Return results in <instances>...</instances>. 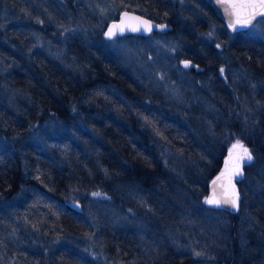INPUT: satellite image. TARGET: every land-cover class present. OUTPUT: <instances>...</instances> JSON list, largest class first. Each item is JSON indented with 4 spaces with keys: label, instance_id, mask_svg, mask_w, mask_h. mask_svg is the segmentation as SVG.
<instances>
[{
    "label": "trees",
    "instance_id": "trees-1",
    "mask_svg": "<svg viewBox=\"0 0 264 264\" xmlns=\"http://www.w3.org/2000/svg\"><path fill=\"white\" fill-rule=\"evenodd\" d=\"M73 1L81 5L80 0H60L59 3L65 9H73ZM137 1L145 9L136 5L134 0H128L121 6L124 9L116 12L115 18L123 10H132L172 26L156 33L173 32L187 24L182 23L178 10L168 12V6L178 5V0ZM201 1L209 11V21L216 23L212 41L198 39L201 42L196 43L193 50L183 49L187 51L177 62L184 75L195 82L197 76H203L205 84L202 87L196 84L202 91L196 96L207 98L223 115L215 114L221 126L214 140L203 131L201 119H205V110L196 101L186 100L178 104L167 101L163 92L155 87L146 86L149 90L140 87L115 59L106 54L95 55L97 59L93 62L91 57L85 56L76 68L63 67L58 59L47 56L46 52L61 47L56 42L64 39L62 34L75 38L80 34L85 41L92 38L104 43L127 37L113 40L104 37L106 25L112 19L106 20L101 31L93 34L82 26L84 32L80 30L74 21L54 26L47 21L44 23L41 15L36 19L11 12L4 14L8 9L4 0H0V46L7 45L12 59L0 63V77L9 71L13 75L18 71L15 76L20 75L25 80L18 83L26 88L21 91L23 102L18 103L25 108L15 107L12 101L9 105L0 102V140L4 143L0 147V203L13 207V213L23 220L19 227L30 229L26 238L20 237L30 249L18 245L32 252V255L28 252V264H131V260L141 259L144 252L151 258L147 261L141 259L142 264H158L148 241H139L134 233L125 231L123 238L118 237L121 236L119 232L110 235L113 243L109 242L110 247H107L114 256L103 260L100 250L88 245L86 237L93 228L90 222L88 227L86 221L91 220L99 206L115 207V216L123 217L124 209L128 208L134 216L146 222L148 218L155 220L152 215H147L148 209L142 212V208L135 207L136 193L119 190L118 183L127 181L155 191L157 177L164 179L169 169L186 164L188 159L199 167H206L208 162L214 164L202 193L189 199L223 213L224 221L229 225L222 232L224 246L220 250L209 248L210 251L204 252L198 246L187 245V239L179 241V248L185 251V256L181 259L176 256L177 264H264V191L252 193L257 197H253L249 204L251 190L246 186L251 176L254 183L256 166L264 167V42L251 30L230 32L208 2ZM131 4L137 9H129ZM178 24L181 26L177 27ZM210 25L213 29L212 23ZM67 26L77 30L64 33ZM217 32L219 36L216 37ZM260 32L264 34L262 29ZM185 36L183 42L194 43L189 34ZM220 36L227 37L228 44L232 38H239L234 43V46L238 45L234 51L240 57L228 55V60L216 61L209 56V52L223 49ZM199 49L205 51V56L199 53ZM92 53L96 54L95 51ZM33 57L41 63L33 62ZM186 59L193 65L185 68L182 61ZM220 61L231 70L226 73V78L217 72ZM249 63L260 67L257 79L250 74V67H254ZM43 64L46 65L43 67ZM209 75L213 77L210 79ZM231 77L235 79V90L223 85ZM173 78L177 79L176 76ZM210 80L214 87L209 90ZM252 98L256 99L253 104ZM51 122L59 124L58 128L62 130H49L46 136L38 138L39 142L33 141L36 132ZM242 131L247 136L241 134ZM227 134L230 136L225 138ZM239 139L246 142L253 159L244 164L241 178L235 181L242 200L239 211L231 213L206 204L205 199L211 180L225 167L230 144ZM171 155L175 158L173 161L169 158ZM196 169L189 168L188 172ZM155 173L153 183L145 182V175ZM108 198L111 200L107 201ZM189 206H192L190 202L186 207ZM175 207L181 210L182 206L175 203ZM83 214H87L88 219H83ZM75 222L80 228L71 230L69 224ZM161 234L171 237L162 231ZM101 235L105 240L108 233L105 231ZM183 242L186 246H182ZM159 256L166 260L163 262L166 264L167 254L160 251Z\"/></svg>",
    "mask_w": 264,
    "mask_h": 264
},
{
    "label": "rangeland",
    "instance_id": "rangeland-1",
    "mask_svg": "<svg viewBox=\"0 0 264 264\" xmlns=\"http://www.w3.org/2000/svg\"><path fill=\"white\" fill-rule=\"evenodd\" d=\"M59 1L60 0H4L8 9L4 14L8 15L11 12L13 14L35 17L36 19L41 15L44 23L47 21L54 26H61L74 21L77 24L75 26L79 25L78 27L83 32L84 30L82 28L95 34L101 31L102 27L106 24L105 22L114 19L117 14L116 12L124 9L121 6L128 2V0H80V6L73 1L75 7L73 9L71 7L65 9ZM134 3L142 9H145L137 0H134ZM133 5L134 4H131L129 9L136 10V6ZM168 10V12H176L178 10L182 16V23L186 22L189 26L186 24L184 28L182 27L183 29L177 28L175 31L169 33L154 32L142 38L130 35L108 43L101 42L95 38V40L91 38L85 41V38L80 36V34H77L78 37L76 38L74 35L62 34L64 39H57L56 42V44L61 47L57 50L46 52V54L49 58L58 59L59 65L72 68H76V64L81 63L85 56L91 57V61L93 62L97 59L95 55H100L101 53L104 56V54H106L108 58L115 59L118 65L128 73L140 87H155L157 88L156 90L163 92L164 98L167 101L174 103L182 104L186 100L196 101L199 107L205 110V119H201L203 122V131L207 132V134L213 138L212 140H214L217 138L216 131H219L221 126L220 120L215 119L216 115L219 117L223 115L221 112L214 109V105L207 98L202 95L196 96L198 93L202 92L199 87L205 84L203 76H197L196 82L190 76H185L177 60L187 51H184V48H187L189 51L193 50V46L199 42L197 41L198 39L201 41H212V36L215 33L214 25H216V23L215 21H209L210 15L207 13L208 10L201 0H178V5H169ZM210 23L214 26L213 29H211ZM80 26H82V28ZM180 26L181 25L178 24L177 27ZM260 29L264 31V19H261L255 28L250 29L252 33L259 35L261 41L264 42V34L261 32L258 33ZM76 30V27L67 26L64 33H70V31L74 33ZM209 32H214L211 37L208 36ZM186 33L191 36V40L194 41V43L190 41L183 42ZM174 34L177 35L173 36ZM215 36H219V33L217 32ZM238 40V37H234L230 40L231 44H228L227 37L222 38V36H220L219 43L223 44V49H216V52L214 51L212 53L209 52V56L216 61L222 59L228 60V55L232 58L240 57V55L236 54L234 51L235 47L238 46H234V43H237ZM101 45L104 46L98 47ZM0 48V50H2L0 53L2 54L0 55V63L12 61L7 51V45L3 44V48L5 49L1 46ZM92 51H95L96 54H93ZM198 51L202 56H205L206 53L204 50L199 49ZM37 56L39 55L37 54ZM205 60L207 61V59ZM32 61L41 63L35 57L32 58ZM44 65L46 64L42 66L44 67ZM249 65L254 67H250V74L253 78L257 79L261 72L260 67L250 63ZM221 69L224 71L221 72ZM228 71L231 73V70L220 61V66L217 71L220 76L226 78L225 75ZM14 74L18 75L19 72L15 71ZM15 75H13L12 71H9L6 75L0 77V84H3L1 85L2 87H0V102L3 105L5 103L9 105L10 101H12L15 107L25 108L23 107L24 105L19 106L18 104L20 101L23 102L21 99V91L26 89L23 85L19 84L18 81L24 83L25 80H23V77H20V75ZM173 76H176L177 79H174ZM211 77H213V75H209L208 78L211 79ZM231 78L232 79L229 80L228 83L224 81L223 85H226L229 90H235L236 85H233L235 79L234 77ZM236 80L238 81L239 78L236 77ZM210 83L209 90L214 87L211 80ZM196 84L199 87H197ZM207 87L208 86H205V88ZM257 93L261 94L260 91H257ZM258 94L256 95L257 98ZM254 102H256V99L252 98L251 104ZM213 114H216L214 118L212 116ZM209 115L212 118H210ZM39 116L41 115L39 114ZM44 125L45 128L43 130L40 129L41 131L36 132L33 141H38V138L46 136L49 130L57 129L59 126V124L54 122ZM228 125H230V123H228ZM58 129L62 130L61 127ZM243 133L242 131L241 134ZM228 136L230 135H224L225 138ZM245 136L247 135L245 134ZM239 141L248 148L245 141L240 139ZM236 142L237 141L231 143L229 149H232V145ZM0 143H2L0 147H3L4 143L1 140ZM237 151L238 150H233V160H229L228 154L226 158V161H229L227 168L233 166ZM169 158H171L172 161L175 159L172 155ZM178 159L179 161L182 160V158ZM246 161L247 160L242 161L240 166ZM258 166L260 165L256 166V173L253 179L254 183H252V176L249 178V182L246 183L247 188L251 190V194H248L247 202H249V204L253 197L254 199L257 197L253 196L252 193H257V191L260 192L261 190L264 191V167ZM180 167H177L179 169H169L164 179L157 177L156 181L155 178H153L156 177V173L153 174V176L145 175V182L153 183V181H155V191L151 188L139 187L127 181L118 183L119 190L124 192H135L137 195V197H135V207L142 208V212H145V208L148 209L147 215H152L155 220L151 221L148 218V222H146L144 219L134 216L128 208L124 209L126 212L123 214V217L121 215L115 216V207L99 206L97 212L92 215L91 220L86 221L87 225H89L90 222L93 228V232L87 234L86 237L88 245L100 250L103 260H110L114 256V254L108 250V247H110L109 242L111 244L113 243V239L110 235L119 232L121 236L118 237L123 238L125 236L124 231L134 233L139 241H143L144 239L148 241V245L151 247L155 257H157L158 264H164L163 262L166 261L162 260L163 258L159 256L160 251H162V253L165 252L168 256L166 264H170V261L171 264H177L178 260L175 259V257L178 256L179 259H181L185 256V251L180 250V244L178 243L184 239H187V245L198 246L202 248L204 252H207L209 248H219V250L223 248L224 237L222 232L227 229L229 225V223L224 221V214L210 208H205L201 203L189 199V197L197 198L199 194L202 193L208 177L212 174L214 164L208 162L206 163V167H199L196 165L195 161L188 159L186 164ZM192 167H196L197 169L194 172H188V169ZM109 200L111 199L108 198L107 201ZM188 200L192 205L191 207L189 206V208L186 207V205H189ZM175 203L182 206L181 210L175 207ZM9 206L10 205L6 203H0V264H28L26 258L28 252L31 255L32 252L24 250L30 249V246H28L29 244L27 245L25 240L21 241L22 239H20V237L26 238L29 235L30 229L26 226H18V224H22L21 222H23V220L16 216L13 210H11L13 207ZM83 219H88L87 214H83ZM77 223H70L69 228L71 230L80 228V225ZM88 227H90V225ZM105 231L108 235H105V237H107L104 240V238L102 239V237L98 235H101V233ZM161 231L166 235L169 234L171 237L163 236ZM18 245H21L24 249L18 247ZM182 246H186V243L183 242ZM149 258H151V256ZM141 262V259L138 258L130 261L131 264L144 263ZM146 264H150V262Z\"/></svg>",
    "mask_w": 264,
    "mask_h": 264
},
{
    "label": "snow or ice",
    "instance_id": "snow-or-ice-1",
    "mask_svg": "<svg viewBox=\"0 0 264 264\" xmlns=\"http://www.w3.org/2000/svg\"><path fill=\"white\" fill-rule=\"evenodd\" d=\"M218 3L224 5V11L229 17L228 27L231 28L233 31H237L238 29H243L246 27H249L252 25L253 20L257 16L264 17V0H217ZM124 16L127 17L128 13L125 12ZM129 19L132 20H139L138 17H130ZM42 23V21H41ZM141 24L145 25L146 31H151V26L147 24L146 21H141ZM127 27L128 30L137 32L141 29L139 27H133L131 25H125L124 21H121L120 25L113 24L112 28L109 29L108 33L106 35L108 38H112L116 35V31H113V29L119 31L121 34L125 31V28ZM213 35L212 32L208 33V36L211 37ZM217 47H220V45H216ZM189 63L185 62L184 67H189ZM221 72L224 70L221 69ZM233 150H238L236 152L232 172L228 176V182L231 185V178L232 176H241L242 171L240 168V164L242 161L247 160L249 162L252 161L253 156L248 148H246L239 140L235 144L232 145V149L229 150V160H233ZM229 161H226V168ZM225 176V173L222 172L220 176L216 177V180L212 181L213 185L217 183V181H220L222 177ZM93 195H98L94 193ZM225 195H228L225 193ZM238 193L235 191L234 185H232V191L228 199H221L217 197L215 191L213 192V195L210 197H207L205 199V203L209 205H214L216 207H219L220 204L228 203L231 204L232 207H238ZM197 256L201 255V253H196Z\"/></svg>",
    "mask_w": 264,
    "mask_h": 264
},
{
    "label": "water",
    "instance_id": "water-1",
    "mask_svg": "<svg viewBox=\"0 0 264 264\" xmlns=\"http://www.w3.org/2000/svg\"><path fill=\"white\" fill-rule=\"evenodd\" d=\"M207 1L210 4V6L213 8V10L219 15V17L226 23V25L228 27L229 17L227 16V14L224 11V5L218 3L217 0H207ZM125 12L128 13V16L127 17L124 16V13ZM130 17H138L139 20L129 19ZM259 17H261V16H257L253 20L252 25L254 24V22ZM122 20L124 21V24L125 25H131L133 27H139L141 30L140 31H137V32H133V31L128 30L127 27H126L125 28V31L121 34L119 31L113 29V31H116V35L113 36L111 39H114L117 36H123V35H126V34H140V35L146 36V35L151 34L155 30L161 31V30L170 29L172 27L170 24L158 22V21H156V20H154V19H152L150 17H147V16H145V15L139 13V12L132 11V10H123V11L120 12L118 18L109 21V23L107 24V26L105 28V32H104V37L106 39L111 40L110 38H108V36L106 35V33H108L109 29L112 28V25L113 24L120 25ZM141 21H146L147 24L151 26V31H146L145 30V25L144 24H141L140 23ZM252 25H250L249 27H251ZM249 27H246V28H243V29H238L237 31H239V30H246ZM229 30L233 31L231 28H229ZM185 62H188L190 66L193 65V63H192L191 60H188V59L183 60L182 61V64L184 65ZM196 66L199 67L198 65H196ZM243 166H244V163L240 166L241 171H243ZM232 167H230V168H226L225 167V169L223 171H221L217 176H215L211 180V182L209 184V187H208L207 197L212 196L213 195V192L215 191L217 197L221 198L222 200L223 199H228L229 196H230V194H231V191H232V185H234L235 191L238 193V197H239V199H238V207H235L234 208V207H232L231 204L223 203V202L220 204L219 207L220 208H223V209H225V210H227V211H229L231 213H236L239 210V208H240L242 196H241V193H240V191L238 189V186H237V184H236L235 181L237 179H240L241 176H232V178H231V185H230L229 182H228V176L232 172ZM222 172L225 173V176L222 177V179L220 181H217V183L215 185H213L212 181L216 180V177L220 176ZM225 193H227L228 195H225ZM210 206H214V205H210ZM214 207H216V206H214Z\"/></svg>",
    "mask_w": 264,
    "mask_h": 264
},
{
    "label": "bare ground",
    "instance_id": "bare-ground-1",
    "mask_svg": "<svg viewBox=\"0 0 264 264\" xmlns=\"http://www.w3.org/2000/svg\"><path fill=\"white\" fill-rule=\"evenodd\" d=\"M239 211V210H238ZM237 211V212H238ZM236 212V213H237ZM98 236H100L101 237V235H98ZM143 261H147L148 259H149V255L148 254H143V256H142V258H141Z\"/></svg>",
    "mask_w": 264,
    "mask_h": 264
}]
</instances>
